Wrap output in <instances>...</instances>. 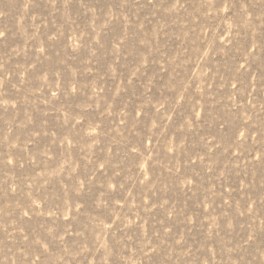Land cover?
I'll use <instances>...</instances> for the list:
<instances>
[{"label":"rangeland","instance_id":"1","mask_svg":"<svg viewBox=\"0 0 264 264\" xmlns=\"http://www.w3.org/2000/svg\"><path fill=\"white\" fill-rule=\"evenodd\" d=\"M0 264H264V0H0Z\"/></svg>","mask_w":264,"mask_h":264}]
</instances>
